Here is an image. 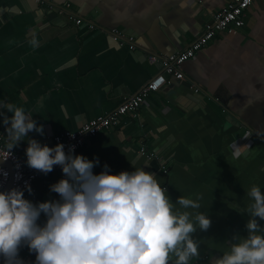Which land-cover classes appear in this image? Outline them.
Here are the masks:
<instances>
[{
    "label": "crops",
    "instance_id": "0c3cea01",
    "mask_svg": "<svg viewBox=\"0 0 264 264\" xmlns=\"http://www.w3.org/2000/svg\"><path fill=\"white\" fill-rule=\"evenodd\" d=\"M229 1L0 0V100L23 105L43 125V135L30 130L15 147L26 160L27 138L50 146L53 135L115 109L163 71L151 55L187 48ZM182 69L184 77L169 76L73 154L98 157L94 173L105 163L113 173L153 172L174 203L201 193L191 211H205L211 223L191 234L200 253L191 264H212L248 235L247 190L256 183L264 193V0L253 1L238 34H217ZM5 128L0 122L4 136ZM143 145L159 159L141 155ZM64 176L61 166L44 173L25 198L59 199L50 185ZM19 255L35 261L26 245Z\"/></svg>",
    "mask_w": 264,
    "mask_h": 264
},
{
    "label": "clouds",
    "instance_id": "9594fccd",
    "mask_svg": "<svg viewBox=\"0 0 264 264\" xmlns=\"http://www.w3.org/2000/svg\"><path fill=\"white\" fill-rule=\"evenodd\" d=\"M29 43L39 46L35 34ZM0 118L7 133L0 135V159L12 155L30 130L43 135V125L23 105L0 100ZM74 148L66 152L63 143L50 147L27 138V165L45 174L60 165L65 176L50 185L56 200L33 203L20 187L0 191V264H25L22 245L35 253L34 264H191L200 255L191 234L211 223L205 211H191L200 208L201 193L180 195L174 203L155 173L142 167L113 173L107 163L94 173L99 158L74 155ZM25 188L31 193L27 181ZM247 196L248 235L212 264H264V227L255 219H264V193L253 183Z\"/></svg>",
    "mask_w": 264,
    "mask_h": 264
},
{
    "label": "built area",
    "instance_id": "2783aa9c",
    "mask_svg": "<svg viewBox=\"0 0 264 264\" xmlns=\"http://www.w3.org/2000/svg\"><path fill=\"white\" fill-rule=\"evenodd\" d=\"M253 1L254 0H230L224 7L215 13L213 20L205 25L203 32L194 39L187 48L162 57L151 55L150 57L153 61L162 59V72L154 75L135 94L128 97L112 111L93 117L83 122L82 125L76 129H65L53 135L50 147L60 142L63 143L65 151L67 152L69 145H75L73 149V153H75L85 145L89 137L97 135L103 129L116 126L125 113L137 111L138 108L143 105L151 91L159 90L164 87V85L168 84L169 76L175 78L184 77L185 74L182 69L183 63L205 47L217 34L222 32L238 34L246 24L247 11ZM74 20L77 24L84 22L82 17H74ZM85 24L90 28L95 27L91 22H85ZM3 143L4 139L0 136V145ZM11 152L12 155L4 159L9 161L11 166L0 163V170L7 171L8 173L5 178L2 171H0V191L9 190L12 187H20L24 189L23 195L26 196L28 191L27 188H25V181L32 187L34 183L43 176L44 172L29 167L17 147L14 146ZM139 152L149 160L159 159L156 151L150 149L146 145L141 146ZM59 166L60 165H54L53 169ZM163 171L168 173L167 167L163 166ZM17 174H19V178H17ZM21 258L25 261V264H34V261L29 257Z\"/></svg>",
    "mask_w": 264,
    "mask_h": 264
},
{
    "label": "water",
    "instance_id": "95a60500",
    "mask_svg": "<svg viewBox=\"0 0 264 264\" xmlns=\"http://www.w3.org/2000/svg\"><path fill=\"white\" fill-rule=\"evenodd\" d=\"M0 163L6 165V166H11L10 162L9 161H6L4 159H0Z\"/></svg>",
    "mask_w": 264,
    "mask_h": 264
}]
</instances>
